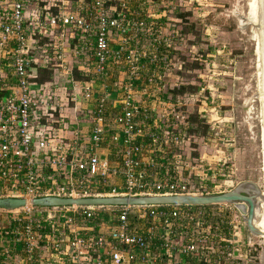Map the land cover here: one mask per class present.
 Instances as JSON below:
<instances>
[{
  "label": "built area",
  "instance_id": "obj_1",
  "mask_svg": "<svg viewBox=\"0 0 264 264\" xmlns=\"http://www.w3.org/2000/svg\"><path fill=\"white\" fill-rule=\"evenodd\" d=\"M139 1L142 9L158 5L174 21L180 20L176 10L195 12L200 4ZM130 3L79 0L76 10L62 6L54 13V0H0V197L207 195L236 187L234 157L227 153L235 140L225 137L232 119L215 104L212 86L172 94L167 103L146 107L139 119V90L147 94L155 87L166 93L162 78L145 77L151 64L171 63L169 50L161 53L159 46L170 48L184 36L176 27L164 35L150 15L136 17ZM76 32L79 42L71 52L97 77L112 78L120 65L127 67V81L119 86L124 93L119 112L109 114L107 91L99 97L87 144L79 125L63 113L69 100L96 96L91 80L77 91L67 62L69 37ZM114 32L125 35L119 48L112 44ZM51 61L60 78L75 84L73 94L57 78L49 83L35 80L38 67ZM196 105L210 127L200 152L197 135L190 131ZM105 143L114 145L115 162L101 157ZM147 154L148 162L143 160ZM119 171L124 177L121 185L115 182ZM244 207L223 203L1 208L0 264H16L14 250H22L28 264H49L36 253L43 239L57 255L50 264H62L63 256L70 258L68 264H264V236L247 232ZM102 211L112 218H104ZM76 225L81 228L70 234L68 229Z\"/></svg>",
  "mask_w": 264,
  "mask_h": 264
},
{
  "label": "rangeland",
  "instance_id": "obj_2",
  "mask_svg": "<svg viewBox=\"0 0 264 264\" xmlns=\"http://www.w3.org/2000/svg\"><path fill=\"white\" fill-rule=\"evenodd\" d=\"M199 1L195 12H185L187 24L183 26L184 32L187 28L192 30L185 32L184 39L178 42L181 43V54L172 57L171 73L180 75L185 83L197 88L213 87L215 104L232 119L226 125L225 137L235 140L227 153L234 157L236 183L255 181L263 186L262 99L257 96L261 92L260 31L253 16L256 0ZM179 62L184 63L182 69H179ZM207 92L210 95L208 88ZM195 109L198 105L193 107L194 112ZM208 136L197 135L199 152ZM263 218L264 213L259 215L257 223Z\"/></svg>",
  "mask_w": 264,
  "mask_h": 264
},
{
  "label": "crops",
  "instance_id": "obj_3",
  "mask_svg": "<svg viewBox=\"0 0 264 264\" xmlns=\"http://www.w3.org/2000/svg\"><path fill=\"white\" fill-rule=\"evenodd\" d=\"M56 2V5L58 6V9L55 8L53 10L54 13H58L60 10V7L62 8H68L70 10H76L78 8V3L79 0H54ZM131 9L135 13L136 17H144L146 15H150L148 18L150 22H154L157 24V26L162 27L163 34L168 35L172 32L174 27H176V24L179 22L178 20H171L168 18L164 13L163 9H161L158 5H151L148 8L142 9V6L140 4L139 0H131ZM178 17V16H177ZM79 36L80 33L76 32L74 36L69 37L70 40L68 41L69 46H68V52L69 56L67 59L68 65L70 70L73 71L72 77L74 78V71H79L81 75L83 76H89L88 80L86 81H93V89L95 92V99L93 100H86L84 98H81L79 101H68V107H66L63 111L66 119L75 124L79 125V128L81 129L82 136L87 140L83 138L85 143L88 142V136L91 134L92 129H93V121L91 120V113H94L97 109V99L99 97H102L104 93L107 91L109 94V99L107 102V107H108V112L111 115L116 114L120 110V106L122 104L121 99L124 96L123 91L119 88L120 84L122 82L127 81V67L125 64L120 65L116 70H115V75L112 78H99L97 77L93 72L92 69H88V67L85 64V61L83 59H77L73 53L71 52L74 47L78 44L79 42ZM125 38V35L121 34L120 32H114L113 35V40L112 44L115 48H119L121 45H123V40ZM150 38V37H148ZM150 39H148L149 41ZM147 42V39L145 43ZM181 42L179 40H175L173 42L172 47L167 48L168 46H164V44L159 46V51L161 53H167L166 51L169 50L168 56L170 58V61L172 62V57H177V55L181 54V45L179 47L178 43ZM132 43V41H131ZM130 43V44H131ZM150 48H152L150 46ZM176 55V56H175ZM169 61V62H170ZM173 64V63H172ZM181 62H179L178 66H180ZM174 66H177V63H174ZM170 67V66H169ZM166 66V63L162 61H158L157 63H153L150 65L151 72L146 76L150 74H155L162 78L164 85L166 86V93L165 92H158L155 87H151L149 90V93L144 94L142 90H139L136 94V103L140 107L142 114L140 115L139 119H143L141 117L143 115V110L146 107H150L152 105H157V104H164L167 103L170 96L172 95V89L175 87H178L182 83H185L183 81V78L179 75L177 76L176 73H171V68ZM169 68V69H168ZM60 73L57 71L56 76H57V82L59 85H65L69 89V93L73 94L74 93V86L75 84L72 82L66 83L64 79L60 78ZM75 79V78H74ZM77 81V91H82L85 83L79 80ZM141 88H144V86H141ZM156 98H159L161 100H157ZM111 134V133H110ZM71 135V134H70ZM139 142H142L143 139L139 138ZM113 146L110 145V143H105L103 146V149L100 150L101 157L104 159H109L111 162H115V155L113 152ZM227 149V148H226ZM229 151V148L227 149ZM144 161H149L150 160V155H145L143 158ZM120 167V166H119ZM120 169V168H119ZM119 175L116 177L115 182L119 185L123 183V174L122 171H119ZM238 185V184H237ZM236 185V186H237ZM229 190V188H228ZM230 191V190H229ZM109 212V211H108ZM101 215L106 218V219H111L112 214L107 213L105 211L101 212ZM110 216V217H109ZM88 225H92V223H88ZM94 225V224H93ZM83 226L82 228H84ZM81 225H76L73 226L72 229H68L70 231V234L73 233L72 230L75 229H80ZM99 230L96 228L95 232ZM102 231V230H101ZM83 233H86V231L83 230ZM66 244H64L65 246ZM37 255H41L43 259H45L49 264L52 262V260L55 259L56 252L50 242L47 241V239H43L40 248L37 250ZM14 257L16 264H28L26 261V258L24 256V252L22 250H14L13 251ZM70 262V258L68 256H63L62 257V264H68Z\"/></svg>",
  "mask_w": 264,
  "mask_h": 264
},
{
  "label": "water",
  "instance_id": "obj_4",
  "mask_svg": "<svg viewBox=\"0 0 264 264\" xmlns=\"http://www.w3.org/2000/svg\"><path fill=\"white\" fill-rule=\"evenodd\" d=\"M264 29V0H263ZM258 98L261 99L260 92ZM243 203V214L247 232L254 236H264L257 225V218L262 214L264 204V183L245 181L230 191L207 195H143V196H89V197H59L44 196L31 200L20 197H0V209L13 210L27 205L39 207L51 206H139V205H192L206 206L214 204Z\"/></svg>",
  "mask_w": 264,
  "mask_h": 264
},
{
  "label": "trees",
  "instance_id": "obj_5",
  "mask_svg": "<svg viewBox=\"0 0 264 264\" xmlns=\"http://www.w3.org/2000/svg\"><path fill=\"white\" fill-rule=\"evenodd\" d=\"M42 5H44V3L42 2ZM55 8L58 9V6L54 5L52 7V10H54ZM176 16H178L177 18L180 19L178 20L179 22L176 24V28L180 31V33H182V35L187 32H191L192 29L187 28L184 32L183 26L185 24H187V16L185 12H189V11H185L182 10L181 12H178ZM184 36V35H183ZM46 41V39L41 41V44H44V42ZM48 64V65H47ZM52 64L53 61H51L50 63H45L44 65L38 67L37 70V76L35 78V80L39 83H49L52 82L55 78H57L56 73L54 71V69L52 68ZM74 78L75 80H79L82 82H86V80H88L89 76H83L80 74L79 71H74ZM199 88H197L196 86H194L191 83H183L178 87L173 88L172 94L176 95V94H183V93H187V92H194L196 90H198ZM68 92L69 89H68ZM57 117H60V114H57ZM190 119H191V123L193 124L192 128L190 129V131L196 135H203V136H207L210 134V127L208 124H205V121H203L198 112L195 111L194 113H192L190 115ZM209 131V132H208ZM195 155H197L198 153L195 152Z\"/></svg>",
  "mask_w": 264,
  "mask_h": 264
},
{
  "label": "bare ground",
  "instance_id": "obj_6",
  "mask_svg": "<svg viewBox=\"0 0 264 264\" xmlns=\"http://www.w3.org/2000/svg\"><path fill=\"white\" fill-rule=\"evenodd\" d=\"M255 20L259 27V43H258V55H259V67L261 77V99H262V127H263V143H264V29H263V0H256V11L254 12ZM264 152V151H263ZM263 217V216H262ZM257 225L262 229L264 233V218L258 222Z\"/></svg>",
  "mask_w": 264,
  "mask_h": 264
}]
</instances>
